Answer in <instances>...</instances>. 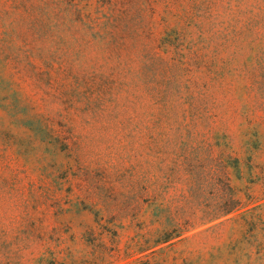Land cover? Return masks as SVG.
<instances>
[{
    "label": "rangeland",
    "instance_id": "rangeland-1",
    "mask_svg": "<svg viewBox=\"0 0 264 264\" xmlns=\"http://www.w3.org/2000/svg\"><path fill=\"white\" fill-rule=\"evenodd\" d=\"M0 264H264V0H0Z\"/></svg>",
    "mask_w": 264,
    "mask_h": 264
},
{
    "label": "trees",
    "instance_id": "trees-1",
    "mask_svg": "<svg viewBox=\"0 0 264 264\" xmlns=\"http://www.w3.org/2000/svg\"><path fill=\"white\" fill-rule=\"evenodd\" d=\"M234 206H235V205H234ZM234 206H232V207L228 208V210H224V211H225V212H228V211H230L231 209H233ZM222 213H223V212H220V214H217V216H218V215H221ZM173 237H174V236H172L171 234H166V235H164V236H159V237L155 238V240L153 241V245H157V244H160V243L167 242L168 240H170V239L173 238ZM168 245H170V243H168ZM163 250H165L164 247H159V248L153 250L152 252L155 254V253L161 252V251H163Z\"/></svg>",
    "mask_w": 264,
    "mask_h": 264
}]
</instances>
